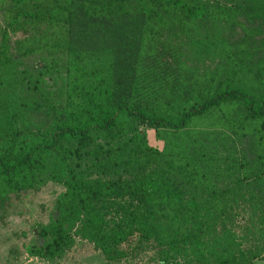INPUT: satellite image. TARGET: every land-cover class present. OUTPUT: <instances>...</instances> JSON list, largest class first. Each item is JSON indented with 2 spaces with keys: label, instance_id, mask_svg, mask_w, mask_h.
<instances>
[{
  "label": "trees",
  "instance_id": "1",
  "mask_svg": "<svg viewBox=\"0 0 264 264\" xmlns=\"http://www.w3.org/2000/svg\"><path fill=\"white\" fill-rule=\"evenodd\" d=\"M0 12V106L32 94L15 34H57L42 43L44 111L0 115V199L63 188L28 256L55 261L77 238L111 263L136 235L158 264L261 259L264 0H0ZM200 31L210 68L153 45Z\"/></svg>",
  "mask_w": 264,
  "mask_h": 264
},
{
  "label": "rangeland",
  "instance_id": "2",
  "mask_svg": "<svg viewBox=\"0 0 264 264\" xmlns=\"http://www.w3.org/2000/svg\"><path fill=\"white\" fill-rule=\"evenodd\" d=\"M1 12H0V27ZM200 35H192L189 38L179 33H165L155 37L153 45L155 49L164 53L178 50L179 55L193 70L212 67L214 61L207 56L206 36L204 31ZM198 33V34H199ZM16 35V36H15ZM11 39L21 38L28 48L26 61L29 66V81L33 85L30 98L0 106L1 112L6 109L19 108L21 114L16 119L30 117L42 113L45 108V82L40 79L39 66L44 56L52 55L54 50H46L42 47L44 38L53 40L56 33H47L42 38V26L28 25L23 34L16 33ZM196 51V53H194ZM224 72L227 71L223 65ZM255 83L264 84V67L253 75ZM15 119V118H11ZM6 120L0 119V124ZM63 191L60 185L45 182L36 189L13 193L0 199V264H158L154 247L150 243H140L136 235L131 236L120 246L123 257L108 263L101 253L92 244L85 240L75 239L73 245L55 261L47 262L28 256L26 249L34 241V230L37 226L45 224L54 216V202ZM237 225L243 221L236 219ZM252 264H264V255Z\"/></svg>",
  "mask_w": 264,
  "mask_h": 264
}]
</instances>
